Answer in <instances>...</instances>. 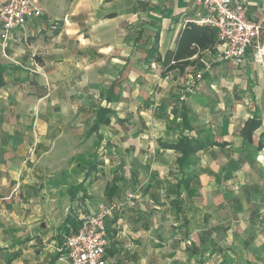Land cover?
Returning <instances> with one entry per match:
<instances>
[{"label": "crops", "instance_id": "obj_1", "mask_svg": "<svg viewBox=\"0 0 264 264\" xmlns=\"http://www.w3.org/2000/svg\"><path fill=\"white\" fill-rule=\"evenodd\" d=\"M31 1L38 18L0 38V264H70L56 258L65 225L98 204L117 206L109 264H264L252 48L218 61L215 30L184 24L204 15L196 0ZM241 1L264 40V0ZM184 135L207 144L191 197L165 146Z\"/></svg>", "mask_w": 264, "mask_h": 264}, {"label": "built area", "instance_id": "obj_2", "mask_svg": "<svg viewBox=\"0 0 264 264\" xmlns=\"http://www.w3.org/2000/svg\"><path fill=\"white\" fill-rule=\"evenodd\" d=\"M204 15L184 19V24L196 23L213 28L219 43L218 61H230L240 66L246 61V51L252 48L255 60L264 62L262 26L248 19L246 4L241 0H196ZM41 10L31 0H0V38L6 41L11 31L38 18ZM134 197L129 192L127 199ZM116 205L98 204L93 213L83 214L77 231L63 237L59 251L70 264H109L105 249L108 244L106 223Z\"/></svg>", "mask_w": 264, "mask_h": 264}, {"label": "trees", "instance_id": "obj_3", "mask_svg": "<svg viewBox=\"0 0 264 264\" xmlns=\"http://www.w3.org/2000/svg\"><path fill=\"white\" fill-rule=\"evenodd\" d=\"M108 112H109V110L106 108H100L98 110L97 116L95 119L96 122H95L94 126L91 128V130H90L91 132L94 131V129H96L100 123L106 122L105 115ZM249 130H250L249 125H248V127L245 126L243 129V131H244L243 133L245 135H247ZM205 145H207L205 142H203L199 139L197 140V139L188 137L186 135L179 138L177 140V142L174 144L165 145L168 148L171 147V148L175 149L180 154L179 157L176 159V162L178 164L179 171L182 174V179H181V181L178 182L177 186H180L183 188V190H186L187 195L189 197H191L195 193V191L193 189H191L189 186L190 182L195 178L194 171H193V169H191L195 163L193 160V156L200 149H203L205 147ZM67 221H69V219H67ZM69 222H71V221H69ZM69 222H67V224H69ZM67 226L65 225V228H66L65 232L62 233L63 237L67 236V234H69L71 232L77 231V229H78L77 224H75V223H73V225L70 227H67ZM60 241L62 244L63 241L62 240H60ZM57 254L58 255L56 256V258L59 259L63 253L60 251Z\"/></svg>", "mask_w": 264, "mask_h": 264}, {"label": "rangeland", "instance_id": "obj_4", "mask_svg": "<svg viewBox=\"0 0 264 264\" xmlns=\"http://www.w3.org/2000/svg\"><path fill=\"white\" fill-rule=\"evenodd\" d=\"M52 256H53V255H52ZM66 262H67V261L65 260V257H64L63 262H61V263H64V264H65Z\"/></svg>", "mask_w": 264, "mask_h": 264}]
</instances>
